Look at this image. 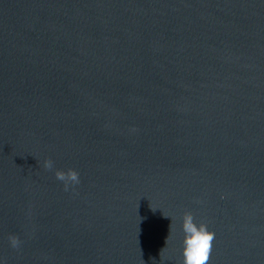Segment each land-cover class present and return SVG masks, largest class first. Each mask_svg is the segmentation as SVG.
Here are the masks:
<instances>
[{"label":"water","instance_id":"95a60500","mask_svg":"<svg viewBox=\"0 0 264 264\" xmlns=\"http://www.w3.org/2000/svg\"><path fill=\"white\" fill-rule=\"evenodd\" d=\"M184 212L264 264V0H0V264H183Z\"/></svg>","mask_w":264,"mask_h":264},{"label":"clouds","instance_id":"9594fccd","mask_svg":"<svg viewBox=\"0 0 264 264\" xmlns=\"http://www.w3.org/2000/svg\"><path fill=\"white\" fill-rule=\"evenodd\" d=\"M43 167L51 169L53 167L52 161L44 160ZM54 175L58 181L63 183L65 190H68L70 185L79 183V175L73 169H68L67 171L57 170ZM181 230L184 234L181 249L183 264H207L214 233L208 230L205 223L195 222L190 212L183 213ZM8 241L12 248H17L20 244L19 238L15 235H9Z\"/></svg>","mask_w":264,"mask_h":264}]
</instances>
